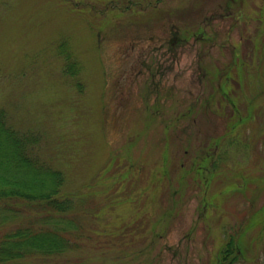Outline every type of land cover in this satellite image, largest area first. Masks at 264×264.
<instances>
[{
    "label": "rangeland",
    "instance_id": "374dc122",
    "mask_svg": "<svg viewBox=\"0 0 264 264\" xmlns=\"http://www.w3.org/2000/svg\"><path fill=\"white\" fill-rule=\"evenodd\" d=\"M0 106L81 221L34 263L264 264V0H0Z\"/></svg>",
    "mask_w": 264,
    "mask_h": 264
},
{
    "label": "trees",
    "instance_id": "16d2710c",
    "mask_svg": "<svg viewBox=\"0 0 264 264\" xmlns=\"http://www.w3.org/2000/svg\"><path fill=\"white\" fill-rule=\"evenodd\" d=\"M41 141L0 106V264H38L79 246L81 221L64 190L65 173L43 157Z\"/></svg>",
    "mask_w": 264,
    "mask_h": 264
}]
</instances>
